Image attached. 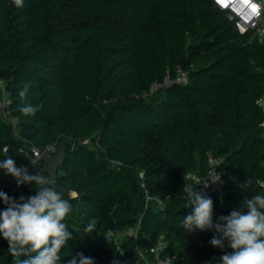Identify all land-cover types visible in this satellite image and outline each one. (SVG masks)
I'll return each mask as SVG.
<instances>
[{"label":"trees","instance_id":"trees-1","mask_svg":"<svg viewBox=\"0 0 264 264\" xmlns=\"http://www.w3.org/2000/svg\"><path fill=\"white\" fill-rule=\"evenodd\" d=\"M178 66L186 83L149 92ZM0 82L17 118L13 129L0 115V145L17 165L36 171L32 147L73 143L55 181L73 205L64 264L79 252L153 264L159 241L174 264H215L231 250L209 242L214 229L181 227V191L209 154L222 159L223 194H207L214 221L264 191V36L240 32L212 0H0ZM25 83L34 115L20 111ZM0 190L18 198L35 186L0 169ZM135 225L139 244L114 240ZM0 264H13L2 236Z\"/></svg>","mask_w":264,"mask_h":264},{"label":"clouds","instance_id":"clouds-1","mask_svg":"<svg viewBox=\"0 0 264 264\" xmlns=\"http://www.w3.org/2000/svg\"><path fill=\"white\" fill-rule=\"evenodd\" d=\"M14 2L17 6L23 4V0ZM28 91V83L19 90L23 102L20 111L34 115L39 106L27 101ZM8 150L9 145H0V157H4L0 159V169L10 174L18 186L29 182L35 186L34 193L18 198L0 190V202L4 205L0 207V236L7 240L13 264H64L61 249L73 235L65 217L72 212L73 205L56 189L50 177L39 169L30 172L29 166L17 165L6 155ZM258 183L264 189V180ZM181 196L186 199L185 207L190 209L183 216L181 227L188 232L214 229L209 242L220 249H231L224 251L215 264H264V191L246 197V207H235L216 221L213 199L202 189L183 186ZM94 228V224H86L82 231L91 234ZM66 264H96V261L79 252ZM112 264L120 262L113 260Z\"/></svg>","mask_w":264,"mask_h":264},{"label":"built area","instance_id":"built-area-1","mask_svg":"<svg viewBox=\"0 0 264 264\" xmlns=\"http://www.w3.org/2000/svg\"><path fill=\"white\" fill-rule=\"evenodd\" d=\"M212 3L216 8L225 13L228 20L234 22L240 32H251V37L262 38L264 36V0H212ZM186 81L187 73L178 66L175 68L174 74L166 73L161 81L152 83L149 86V92L151 93L172 84H184ZM9 104L10 100L1 84L0 115L4 119L9 120L14 129L17 118L11 115ZM46 148L51 149L53 152L55 151L53 145L47 146ZM31 152L35 155V158L31 160L33 163L35 160H38L39 151L32 147ZM26 155L29 156L28 153ZM221 160L220 156L209 154L207 156L208 167L206 171L203 173L192 171L185 174L187 185L195 186L197 190L202 189L206 195L214 194L218 198H221L223 194L222 171L219 169ZM160 244L163 245L159 241L154 250L155 259L153 264H174L175 255H166L164 257L157 255V251L162 248V246L158 247Z\"/></svg>","mask_w":264,"mask_h":264},{"label":"water","instance_id":"water-1","mask_svg":"<svg viewBox=\"0 0 264 264\" xmlns=\"http://www.w3.org/2000/svg\"><path fill=\"white\" fill-rule=\"evenodd\" d=\"M72 146L73 143L65 138L59 140L56 150L51 152L48 148L44 147L38 152V160L42 162L39 170L50 177L52 184L55 186L56 172L58 165L62 162L65 156L66 146Z\"/></svg>","mask_w":264,"mask_h":264},{"label":"rangeland","instance_id":"rangeland-1","mask_svg":"<svg viewBox=\"0 0 264 264\" xmlns=\"http://www.w3.org/2000/svg\"><path fill=\"white\" fill-rule=\"evenodd\" d=\"M1 82H0V90H1ZM261 103H264V98L261 99ZM264 126V124H263ZM51 151V149H49ZM53 152V151H51ZM137 226L138 225H135L134 227H131V228H127V229H124L123 231L119 232L118 234H116L114 236V240H117V241H122L124 239H131L133 240L135 243L139 244V239L137 238ZM162 245L160 244L158 247H161ZM142 256V253H141V250H140V254H138V257H141Z\"/></svg>","mask_w":264,"mask_h":264}]
</instances>
